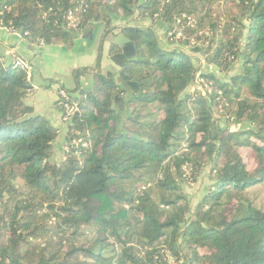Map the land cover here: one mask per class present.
Masks as SVG:
<instances>
[{"label":"trees","instance_id":"obj_1","mask_svg":"<svg viewBox=\"0 0 264 264\" xmlns=\"http://www.w3.org/2000/svg\"><path fill=\"white\" fill-rule=\"evenodd\" d=\"M214 1L0 0V28L36 45L70 46L94 23L149 22L119 27L125 55L108 50L138 88L131 111L120 123L125 89L96 73L72 99L60 162L58 128L26 102L27 68L0 55V264H264V208L248 194L264 182V0H226L224 23ZM182 14L212 28L191 48L205 63L239 66L227 80L200 74L207 96L187 92L198 69L181 48L195 31L171 34ZM207 166L211 183L191 209L183 184Z\"/></svg>","mask_w":264,"mask_h":264},{"label":"rangeland","instance_id":"obj_2","mask_svg":"<svg viewBox=\"0 0 264 264\" xmlns=\"http://www.w3.org/2000/svg\"><path fill=\"white\" fill-rule=\"evenodd\" d=\"M227 2L228 1L226 0H215L213 2L211 7V17L213 19L215 18V16L219 15V20L222 23L226 21L225 16H223L222 14L225 13L229 8ZM189 17L193 20H191V22L194 24V26H190V28L195 32L192 37L189 38L188 36V39L190 40L189 45L185 47L183 46L181 48L194 58L198 72L196 73L197 79L188 88L187 92L194 95L207 96V94H209V90L211 89L207 88L206 84L201 83L202 81H200L199 77L200 74L211 72L217 78L221 80H227L229 76L238 72L239 66L235 64L228 72H219L218 69L213 65L205 63L204 57L202 55H197L195 52H193L191 49L192 46L204 44V42H206L204 38L211 36L212 28L210 29V26H208V24H205L198 28L196 24V16L189 15ZM127 23L140 26L149 25L148 21H138L137 19H135V17L130 18L126 22L115 21L112 27H109L106 30L105 26L101 25L100 23L90 24L83 33H81L74 39L73 43L70 46L58 43L43 44V46L39 48L40 52L36 54H29L28 52H26L24 46L18 44L14 36L8 35L5 32H0V39L5 45L13 47L15 49L17 48L16 53L19 55V57L27 60L31 64L33 83L42 82L39 75L40 72L42 73V76L48 77L50 79L49 83L51 84V92H48L50 96L47 103L49 104V108L44 105H38V108L42 109L40 111L43 115H48L49 111L51 109H54L53 100L56 97V99H58V90L61 87L66 90L71 99L84 98L82 93L86 90L91 89L93 86V76L96 74L94 71L104 75L110 71H112L111 73H113V65H117V71L114 70V79H116L118 83L123 86V88L125 89V93L116 96L114 107L117 111L116 118L119 119L120 123H122L128 112H130L132 109V103H129L131 104L129 105L131 107H129L127 105V99L130 95L136 93L138 91V88L135 89L127 85L126 80L119 74V72L121 71L119 65L114 60H111V58L109 59L108 49L109 45L112 43H121L123 45L122 42H124L125 39L123 35L120 34L119 27ZM181 23L179 26H176L175 29H177V32H181L180 38H184V29L189 26L187 24H184L183 27H180ZM156 32L161 44L167 45L168 43L167 40H165L166 38L164 37L163 32L160 29H157ZM32 45L38 46L36 44ZM98 66L102 68V70L98 68ZM222 109V113L224 111L226 113L225 107H223ZM219 111L221 112L220 108ZM223 117L225 118V116ZM62 124L65 125V123L63 122ZM230 125L232 129H236L242 126L240 124ZM221 126H226V122L222 120ZM64 143L65 140L63 133H61L53 142V160L56 162H60L63 158ZM209 168L210 167L208 166L205 167L195 183L183 184V188L189 199L191 209H193L194 206L200 201V199L207 191L209 184L211 183V180L209 178ZM248 194L252 199H254V202L258 206L264 208V182L251 187L248 190Z\"/></svg>","mask_w":264,"mask_h":264},{"label":"crops","instance_id":"obj_3","mask_svg":"<svg viewBox=\"0 0 264 264\" xmlns=\"http://www.w3.org/2000/svg\"><path fill=\"white\" fill-rule=\"evenodd\" d=\"M0 32H5L8 35L14 36L17 43L23 45L26 52H28L29 54H36V53L40 52L39 48L43 46V44H40L38 46L29 44V43L25 42L24 40H22L17 34H15L13 32H9L3 28H0ZM126 41L124 40V42H122L123 45L121 43H117L119 46H121V52L120 53L123 55H125L127 50H129V44ZM5 48H7V49H5ZM16 49L13 47L5 45L3 43V41L0 39V55L3 56V58L6 61H12L15 58H18L20 60V62H22L23 65L28 70V73L30 75L31 89L29 91V94L27 95L28 101L26 98V102L33 107L34 113L44 116L54 127L58 128V130H59L58 136L61 133H63L64 140H65V134H66V130L68 128V125L67 124L63 125L61 120H60V109H59L58 104H57V100H58V99H56L57 97L54 100L52 99L54 102V109H51L49 111L48 115H43L42 112L40 111L42 109L38 108V105H44V106H47L49 108V104H47V103L49 101V96H50V94L48 92H51V84L49 83L50 79L48 77L42 76L41 75L42 73L40 72L39 75H40V79L42 82L41 83H36V82L33 83L32 82V80H33L32 66L27 60L19 57V55L16 53ZM108 57H109V59L111 58V60H112V57H110L109 52H108ZM116 66L117 65H113V73L115 71H117L118 66L117 67ZM119 67H120V69H122L120 65H119ZM98 68H100V67L98 66ZM100 69L102 70V68H100ZM94 72L97 73L96 71H94ZM110 72H112V71H110ZM120 72H119V74H120ZM116 82H117V84H119L117 80H116Z\"/></svg>","mask_w":264,"mask_h":264},{"label":"built area","instance_id":"obj_4","mask_svg":"<svg viewBox=\"0 0 264 264\" xmlns=\"http://www.w3.org/2000/svg\"><path fill=\"white\" fill-rule=\"evenodd\" d=\"M69 18L74 19L72 17V14L69 15ZM183 20L186 21L185 24H187L189 27L194 26V24L191 22L192 19L189 16L182 14L181 17L176 18L175 27L179 26L180 23L183 22ZM175 27H174L173 31L171 32V34H175V36L178 38L181 36V32L180 31L177 32V29H175ZM200 81H202V79H200ZM58 93H59V97L57 100V104H58V107L60 109V120H61V122L68 124V122L70 121L72 116L77 112L78 106H77V103L74 102L69 97L66 90L63 89L62 87L58 90ZM83 145H86V144H83Z\"/></svg>","mask_w":264,"mask_h":264},{"label":"water","instance_id":"obj_5","mask_svg":"<svg viewBox=\"0 0 264 264\" xmlns=\"http://www.w3.org/2000/svg\"><path fill=\"white\" fill-rule=\"evenodd\" d=\"M120 74H121V76L125 79V80H127L128 81V77L127 76H125L124 74H123V72L121 71L120 72ZM128 84L129 85H134V84H132V83H130V82H128Z\"/></svg>","mask_w":264,"mask_h":264}]
</instances>
